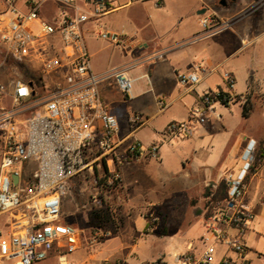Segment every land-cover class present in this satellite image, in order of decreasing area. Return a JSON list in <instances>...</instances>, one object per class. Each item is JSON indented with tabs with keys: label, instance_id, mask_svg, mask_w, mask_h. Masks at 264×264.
<instances>
[{
	"label": "crops",
	"instance_id": "crops-1",
	"mask_svg": "<svg viewBox=\"0 0 264 264\" xmlns=\"http://www.w3.org/2000/svg\"><path fill=\"white\" fill-rule=\"evenodd\" d=\"M25 1H17L21 10H25ZM221 1L225 3L161 0V5L155 6L151 0H111L100 22L106 32L120 36L117 45L100 39L93 21L83 26L91 70L98 75L125 71L132 81L129 97L121 94L112 76L99 83L107 111L118 121L116 140L121 142L120 149L133 140L144 147L158 143L159 149L157 159L120 166L121 180L116 189L104 186L102 175L106 167L97 160L94 149L87 154L88 169L70 180L68 193L61 202V222L80 233V248L68 256L76 264H154L149 250L140 249L137 241L157 231L159 223L165 225L167 214L179 220L182 205L187 206L190 222L204 221L205 207L219 201H212L211 195L203 197L204 189L210 185L212 194L226 173L234 175L227 169L238 168L236 176L247 146L254 147L255 162L244 181L243 203L252 210L253 220L264 215V48L259 59L261 72L247 68V74L239 79L240 86L237 66L228 71L234 77L231 92L244 99L249 97L246 117L238 100L216 104L214 112L195 128L191 137L163 136L168 123L187 118L190 107L202 93L224 89L218 71L226 59L264 36L261 7L259 16L256 14L260 31L253 35L252 23L240 25L236 21V27L229 28L239 36L241 45L228 58L211 59L208 45L201 46L211 36H205L200 18L212 16L217 21L230 22L227 19H234L240 11L243 14L256 0H232L234 8H227ZM61 11L62 7L47 1L41 6L40 16L53 21ZM244 14L246 18L253 16L249 12ZM195 68L203 71L201 81L192 88L181 86L176 75ZM157 101L164 103L163 109L158 108ZM131 113L140 117L133 131L127 125ZM95 179H99V184H95ZM138 223L142 224L140 232L136 229ZM202 232L203 226L198 238ZM248 233L249 229L244 241ZM166 235L167 228L163 237ZM194 247L199 249V243ZM248 253L247 248V259Z\"/></svg>",
	"mask_w": 264,
	"mask_h": 264
},
{
	"label": "built area",
	"instance_id": "built-area-1",
	"mask_svg": "<svg viewBox=\"0 0 264 264\" xmlns=\"http://www.w3.org/2000/svg\"><path fill=\"white\" fill-rule=\"evenodd\" d=\"M18 0H0V69L8 60L35 66L33 79H0V216L7 215L4 233L0 230V264H36L51 256L58 264H76L68 256L80 246V233L60 222L61 202L70 180L88 169L87 154L94 152L106 167L104 186L116 189L121 180L118 168L142 159L158 158V143L144 147L133 140L123 150L116 140L119 125L108 113L99 92V83L112 76L124 97H129L132 81L125 71L98 75L91 70L83 26L93 21L100 39L119 44L120 36L105 31L100 18L111 0H26L25 10ZM51 1L63 11L53 21L40 16L41 6ZM143 1V0H135ZM155 6L161 0H151ZM69 9L70 12L68 10ZM205 36L231 26L212 16L201 17ZM203 71L178 73L177 82L192 88ZM224 89L202 93L190 107L188 116L170 122L165 137H191L203 125L214 105L245 99L234 95V77L222 73ZM35 101H40L35 104ZM29 114L22 116L24 105ZM159 109L164 103L157 101ZM140 117L131 113L128 127L137 128ZM33 161L31 179L20 185L19 166ZM242 167L234 176L226 173V197L206 206L199 249L189 244L185 252L173 256L171 264H249L244 235L254 214L244 203L245 178L255 162L254 147H246ZM109 167L111 168L109 170ZM17 175L14 186L11 175ZM95 179V184H99ZM154 264H166L156 262Z\"/></svg>",
	"mask_w": 264,
	"mask_h": 264
},
{
	"label": "rangeland",
	"instance_id": "rangeland-1",
	"mask_svg": "<svg viewBox=\"0 0 264 264\" xmlns=\"http://www.w3.org/2000/svg\"><path fill=\"white\" fill-rule=\"evenodd\" d=\"M227 8H234V3L232 0H225ZM148 3L145 4V6ZM261 7H264V0H256L252 2L246 10L238 12L234 19L230 20L231 26L236 27V21L240 25L244 23H252L254 28L253 35L257 34L260 29L257 27V21L262 10ZM251 13L252 17H245L244 13ZM258 16H257V15ZM256 15V16H255ZM256 19V20H255ZM259 26V25H258ZM207 51L209 56L213 60H223L228 58V56L235 51L240 45L241 41L237 34L233 32L231 28L224 29L214 35H211L210 40L206 44H202V47L207 46ZM264 48V36L258 40L254 45L243 46L237 53L226 59L223 66L219 69L218 73L222 76V73L225 71L234 70L236 67V75L238 77V86H240L239 79L242 76H245L247 73V68L257 70L261 72L259 59L263 54ZM3 58L0 52V60ZM264 73V71H262ZM37 75V69L34 66L28 65L24 66L22 64H16L12 60H8L7 63L0 69V79L3 81L11 80L14 77L20 76L26 80L33 79ZM263 100V99H262ZM40 101H35L37 104ZM32 104L24 105L25 111L22 116L25 117L29 114L27 109L31 107ZM20 174V185H25L32 177L34 171V162L28 161L20 165L19 168ZM232 170L234 175L237 173L238 168L236 169H227V171ZM206 208V207H205ZM206 210V209H205ZM181 216L179 220L173 214H167L165 219V225L163 222L157 225V231H152L151 234L146 236L144 239L138 240L139 248H147L149 250L150 259L153 262H158V260L165 263H172L173 254H181L185 251L186 245L188 243L198 244V235L203 226V221L199 219H194L193 222H190V216L187 209V206L182 205ZM7 221V215L0 216V230L4 233L5 222ZM61 222V220H60ZM142 224L138 223L136 229L138 232L141 231ZM165 226L167 228V235L163 237ZM96 228H94L95 230ZM249 233L245 236V245L249 249L248 259L250 260L249 264H264V215L256 216L252 222L248 224ZM13 264V263H6ZM36 264H58L56 258H50L48 260L36 263Z\"/></svg>",
	"mask_w": 264,
	"mask_h": 264
},
{
	"label": "trees",
	"instance_id": "trees-1",
	"mask_svg": "<svg viewBox=\"0 0 264 264\" xmlns=\"http://www.w3.org/2000/svg\"><path fill=\"white\" fill-rule=\"evenodd\" d=\"M238 98V97H237ZM250 110V101L249 97L245 98L244 103H242V114L243 116H247ZM253 169V168H252ZM226 192H227V187L224 181H220L215 189V191L211 194V186L209 185L206 187L203 191L202 196L203 197H208L211 195V200L216 201V200H222L226 197ZM199 210H195V213H198Z\"/></svg>",
	"mask_w": 264,
	"mask_h": 264
},
{
	"label": "water",
	"instance_id": "water-1",
	"mask_svg": "<svg viewBox=\"0 0 264 264\" xmlns=\"http://www.w3.org/2000/svg\"><path fill=\"white\" fill-rule=\"evenodd\" d=\"M222 4H225L224 1H221ZM11 178H12V182H13V185L15 186L17 184V175L16 174H12L11 175Z\"/></svg>",
	"mask_w": 264,
	"mask_h": 264
}]
</instances>
